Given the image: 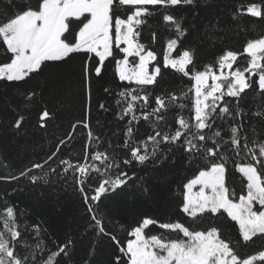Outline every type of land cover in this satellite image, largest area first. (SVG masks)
Returning a JSON list of instances; mask_svg holds the SVG:
<instances>
[{
  "label": "snow or ice",
  "instance_id": "6c2138e0",
  "mask_svg": "<svg viewBox=\"0 0 264 264\" xmlns=\"http://www.w3.org/2000/svg\"><path fill=\"white\" fill-rule=\"evenodd\" d=\"M209 3L0 2V82L20 98L8 127L26 135L36 108L38 157L0 171L11 186L0 191V264H97L104 243L114 249L107 264H264V33L235 46L241 17L264 24V0L237 3L233 24L201 30L198 9ZM177 74L191 82L187 91L175 86ZM153 173L180 191L175 214L106 210L118 191L151 195ZM69 188L82 207L74 231L51 230L15 199Z\"/></svg>",
  "mask_w": 264,
  "mask_h": 264
},
{
  "label": "trees",
  "instance_id": "16d2710c",
  "mask_svg": "<svg viewBox=\"0 0 264 264\" xmlns=\"http://www.w3.org/2000/svg\"><path fill=\"white\" fill-rule=\"evenodd\" d=\"M2 2V0H0ZM240 2H247V0H210L206 6L198 9L200 12L197 18V24L203 29V25L209 23H216L219 21L221 25H231L233 21L231 14L233 8ZM178 15L187 17V21H191V14L184 9L177 10ZM240 24L246 27L245 32H241L236 40L237 44L244 39L245 35L248 38L258 37L264 33V24L256 18L241 17ZM147 32H142V36L147 35ZM158 55L162 52L163 47H166V40H161L158 35L157 43L154 45ZM135 59V58H134ZM206 60L211 59V54L205 55ZM4 60L3 49H0V61ZM107 63V62H106ZM114 68L108 67L107 79H112ZM187 91L191 87V82L187 78H180L177 74L176 85ZM96 93L98 96H103L102 91L96 86ZM20 98L17 95V90L13 87L0 82V171H5L3 164L8 162L15 168L22 167L30 159H38L33 153V131L37 116V109L31 108L27 112L28 125L27 134L24 136H13L9 130L8 125L12 120V109L19 104ZM251 103V100L249 101ZM79 108H76L78 115ZM69 116L67 119H71ZM107 119L111 120V116L105 114L102 117V122ZM64 127H67V120L64 122ZM113 130L116 128L113 122L110 126ZM60 133H58L59 135ZM38 151V149H37ZM241 177L237 173L234 177L233 186L237 191L241 187ZM10 185L0 184V191L10 188ZM145 187H149L151 195H146L142 189L131 188L124 192H117L104 201L106 210L120 217L139 218L142 215L151 216H172L176 213V204L180 197V191L175 184L172 185V191L169 192L167 187L162 184V179L159 173H153L145 180ZM45 195L39 196L37 192H26L25 194L15 197L21 207L28 206L34 218L47 220L51 230L57 232L69 230L74 231L77 225L81 223L80 212L82 211L81 200L78 194L74 193L71 188L67 191L57 190L55 192L44 189ZM153 231H156L153 228ZM89 241L85 240L79 246L80 255L85 254ZM114 249L107 243L99 246L96 253L97 264H107L111 258Z\"/></svg>",
  "mask_w": 264,
  "mask_h": 264
},
{
  "label": "rangeland",
  "instance_id": "374dc122",
  "mask_svg": "<svg viewBox=\"0 0 264 264\" xmlns=\"http://www.w3.org/2000/svg\"><path fill=\"white\" fill-rule=\"evenodd\" d=\"M130 59H134V58H130Z\"/></svg>",
  "mask_w": 264,
  "mask_h": 264
}]
</instances>
